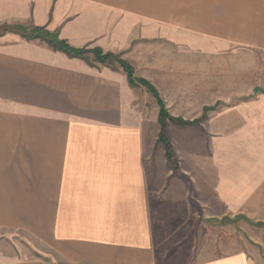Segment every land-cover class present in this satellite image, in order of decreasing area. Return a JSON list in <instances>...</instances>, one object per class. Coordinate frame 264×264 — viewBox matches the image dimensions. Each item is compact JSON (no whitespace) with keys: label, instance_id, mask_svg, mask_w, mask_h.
Returning <instances> with one entry per match:
<instances>
[{"label":"crops","instance_id":"1","mask_svg":"<svg viewBox=\"0 0 264 264\" xmlns=\"http://www.w3.org/2000/svg\"><path fill=\"white\" fill-rule=\"evenodd\" d=\"M16 25L120 55L186 120L213 101L201 73L214 67L188 56L264 50V0H0V28ZM158 111L120 67L0 33V232L22 233L39 254L0 253V264H264V232L250 223L264 224V160L202 159L199 145L175 141L200 123L168 124L174 171ZM176 179L185 196L199 193L204 231L163 254L156 207L175 205Z\"/></svg>","mask_w":264,"mask_h":264},{"label":"rangeland","instance_id":"2","mask_svg":"<svg viewBox=\"0 0 264 264\" xmlns=\"http://www.w3.org/2000/svg\"><path fill=\"white\" fill-rule=\"evenodd\" d=\"M82 49L90 63L119 67V59L125 61L120 55L113 54L112 58H105V62L101 63L99 62L101 54L94 52V48ZM190 57H187L186 64L201 63L214 67L212 71L201 73L205 81L202 89L203 99L213 101L209 104L210 108L205 112V117L199 121V129L175 134L176 143L199 145L202 159L214 158L212 156L219 150L218 158L221 156L226 158L227 154L228 158L244 160L250 156L253 160H264V50L235 47L211 57L202 56L200 61V55L195 56L194 61ZM186 81L189 85L190 80ZM206 82L211 85L210 88H206ZM161 91H166L167 98L175 99L178 97L179 89L168 86ZM203 114L204 110L196 119ZM175 181L176 188H173L177 199L174 200L175 205L168 207L169 210L156 207V249L163 254L179 251L181 244L187 243L204 231L196 201L199 193L189 190L185 196L183 189L180 188L182 187L180 182L177 179ZM159 202L164 203L165 200ZM255 221L256 219H251V226L257 231L264 232V224L255 226ZM240 224H243V221ZM235 235L238 244L244 245L242 229L236 227ZM0 253L29 258L39 256L30 245V241L18 232H0Z\"/></svg>","mask_w":264,"mask_h":264},{"label":"trees","instance_id":"3","mask_svg":"<svg viewBox=\"0 0 264 264\" xmlns=\"http://www.w3.org/2000/svg\"><path fill=\"white\" fill-rule=\"evenodd\" d=\"M7 31L19 33L21 36L28 39H34V38L40 39L48 43L53 49L63 51L64 53L70 56L82 57L87 60V58L83 54L82 48L79 49L69 46L64 40L59 39L56 34L48 32L43 27H37V26L23 27L20 25L2 27V32H7ZM94 52L101 54L100 56L101 58H103V59L101 58L99 59V62L101 63L105 62L104 60L105 58H112L114 56L112 53H102V51L99 48H94ZM118 63L120 65L119 67L126 73L128 81L132 86H143L149 93H151V95L154 96L159 108L158 124L160 130H159L157 142L163 145L165 149L166 158L168 160V164L172 170L176 171L178 164L175 159L173 147L172 144L170 143L166 130L168 122H171L176 126L198 125L199 121H201L202 118L205 117V112L210 107H204L203 109L204 114L199 119L186 120L181 117H173L169 114L164 101L162 100L158 91L152 84H150L145 79L136 77L134 75V70L132 66L128 62L119 59ZM111 67L115 68L114 66Z\"/></svg>","mask_w":264,"mask_h":264}]
</instances>
